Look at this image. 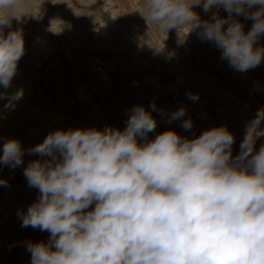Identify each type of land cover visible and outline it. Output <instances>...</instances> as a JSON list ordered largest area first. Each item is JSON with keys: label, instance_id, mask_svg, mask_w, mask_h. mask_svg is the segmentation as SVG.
I'll return each mask as SVG.
<instances>
[{"label": "clouds", "instance_id": "clouds-1", "mask_svg": "<svg viewBox=\"0 0 264 264\" xmlns=\"http://www.w3.org/2000/svg\"><path fill=\"white\" fill-rule=\"evenodd\" d=\"M30 7L29 0H0V87L5 90L25 54L23 32L12 29L13 20L40 18V11H27ZM196 7L210 13L209 19ZM138 12L158 33L195 31L236 71L264 61V46H258L264 0H141ZM239 16L253 21L249 31ZM22 96V90L10 96L0 92L9 101L5 107ZM188 98L199 96L188 93ZM150 108L128 110L123 130L56 129L27 150L18 139L4 140L0 165L21 166L26 151L39 157L23 169L39 195L17 216L22 227L50 236L47 242H24L30 264H264V144L255 147L264 136V109L246 125L234 157L235 137L226 126L191 139L172 129L149 139L157 127L155 102ZM159 115L171 123L186 109H161ZM181 127L191 130L192 120L183 119ZM0 185L7 181L0 179Z\"/></svg>", "mask_w": 264, "mask_h": 264}, {"label": "rangeland", "instance_id": "rangeland-1", "mask_svg": "<svg viewBox=\"0 0 264 264\" xmlns=\"http://www.w3.org/2000/svg\"><path fill=\"white\" fill-rule=\"evenodd\" d=\"M29 2L27 11H40V18L12 23V29L23 32L25 54L11 87H0V92L10 96L22 90L23 96L10 107L0 98V155L5 139H18L27 150L56 129L123 130L128 110L142 105L151 111L152 102L157 127L149 139L169 129L191 139L226 126L235 137L232 154L239 153L246 125L264 109V61L242 73L195 31L187 36L175 29L158 33L138 12L141 0ZM194 10L202 19L211 15L201 7ZM219 15L228 13L220 8ZM237 19L245 32L251 29L252 20ZM258 46H264V36ZM188 93L198 95V101L190 100ZM181 107L186 109L181 120L168 123L159 115L161 109L171 113ZM189 118L193 127L186 131L181 123ZM261 144L264 136L257 139V150ZM38 158L26 151L21 166L0 165V179L7 181V186L0 185V264H30L24 242L49 239L46 231L22 227L17 216L39 195L23 175L28 162Z\"/></svg>", "mask_w": 264, "mask_h": 264}]
</instances>
